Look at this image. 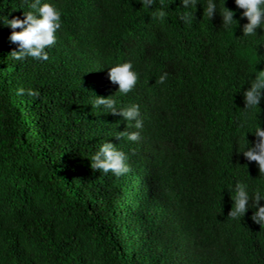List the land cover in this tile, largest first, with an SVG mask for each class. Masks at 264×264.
Masks as SVG:
<instances>
[{"label": "trees", "instance_id": "16d2710c", "mask_svg": "<svg viewBox=\"0 0 264 264\" xmlns=\"http://www.w3.org/2000/svg\"><path fill=\"white\" fill-rule=\"evenodd\" d=\"M52 2L62 29L47 61L12 60L18 44L0 26V264H264L255 209L233 221L224 189L237 168L242 179L246 170L249 181L264 179L234 140L248 87L240 84L264 70V29L241 37L247 18L233 0H225L233 32L199 3L185 24L180 0H156L167 6L162 20L139 0ZM21 6L0 0V15L23 18ZM124 60L140 73L119 97L140 105L136 142L110 137L126 122L88 104L115 94L108 66ZM258 107L264 128V96ZM245 135L250 145L256 139ZM106 139L129 154L128 173L90 167Z\"/></svg>", "mask_w": 264, "mask_h": 264}, {"label": "clouds", "instance_id": "9594fccd", "mask_svg": "<svg viewBox=\"0 0 264 264\" xmlns=\"http://www.w3.org/2000/svg\"><path fill=\"white\" fill-rule=\"evenodd\" d=\"M141 7L147 9L154 18L162 20L167 15V6L156 7V0H139ZM237 8L243 9L242 17L247 18V23L242 26L241 37H256L257 28L264 29V0H233ZM203 8V16L209 20L215 13L222 16V28L225 31L233 32L237 26L234 19V11L225 7V0H180V9L176 13L177 18L185 24L194 20L193 12L197 4ZM22 17L0 15V26L12 29L8 39L18 44V50H13L9 57L14 61H24L32 58L37 61L49 60V50L56 45L57 34L62 29L61 9L52 0H22ZM26 9V10H25ZM16 29H20L16 31ZM140 73L136 70L131 60L113 62L108 66V78L113 84L118 85L115 94L103 97L93 95L89 103L96 114L111 113L123 118L126 128L123 131H115L117 140L126 138L127 141L136 142L141 138V130L144 126V117L141 115L140 105L135 102L122 103L120 96H127L133 90L139 79ZM169 73L161 72L157 83L163 85L168 79ZM247 82L248 87L242 95L244 107L235 119L237 134L235 142L238 144V152L249 161H254L259 170V177L264 178V128L257 119V109L261 102L262 90H264V70L257 71L256 68L246 73L241 86ZM18 94H24V89H18ZM238 91V92H239ZM29 96L38 95V90L29 89ZM260 110V109H259ZM128 129H134L129 131ZM246 133H253L256 137L250 145ZM233 146V143H232ZM90 167L99 170L101 173H111L115 177L124 175L130 171L129 154L118 144L104 140L91 154ZM247 170L244 178L241 177V170L234 169L231 173L232 181L224 187L231 193V208L227 216L233 221H239L248 209L254 208L251 220L264 226V179L253 183L247 179Z\"/></svg>", "mask_w": 264, "mask_h": 264}]
</instances>
